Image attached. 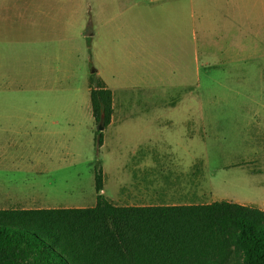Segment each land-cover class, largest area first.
Masks as SVG:
<instances>
[{"label":"rangeland","instance_id":"374dc122","mask_svg":"<svg viewBox=\"0 0 264 264\" xmlns=\"http://www.w3.org/2000/svg\"><path fill=\"white\" fill-rule=\"evenodd\" d=\"M93 71L158 84L114 91L122 121L99 149ZM188 78V90L160 86ZM2 118L28 140L0 139V209L92 207L95 167L115 206L264 209V0H0ZM151 145L189 164L188 194L136 192L132 152Z\"/></svg>","mask_w":264,"mask_h":264},{"label":"trees","instance_id":"16d2710c","mask_svg":"<svg viewBox=\"0 0 264 264\" xmlns=\"http://www.w3.org/2000/svg\"><path fill=\"white\" fill-rule=\"evenodd\" d=\"M88 88L94 123L105 128L112 92L94 71ZM94 171L92 207L0 209V264H264V209L225 200L115 206Z\"/></svg>","mask_w":264,"mask_h":264},{"label":"crops","instance_id":"0c3cea01","mask_svg":"<svg viewBox=\"0 0 264 264\" xmlns=\"http://www.w3.org/2000/svg\"><path fill=\"white\" fill-rule=\"evenodd\" d=\"M119 46L120 43H117ZM131 45V44H130ZM132 46V45H131ZM129 53H134L133 47L130 48ZM101 76H100V75ZM97 75L100 76L102 81L106 84V86L111 90L112 96H113V114L111 117V122L109 126H114L116 123L121 122V119H117L115 114V111L117 107L119 106L117 98L118 96L115 97V92L118 90H132V89H142L144 88L143 86H151L155 85L158 86V84L151 83L150 78H134L132 77L131 79L127 80L125 83H116L117 75H108L106 76L103 72L97 71ZM161 87L169 86L172 88H184L188 90L190 87V80L188 78L187 82H184V80H175L171 84H166V83H161ZM88 88V86H87ZM88 93H89V88H88ZM89 101H90V96H89ZM91 109V106H90ZM92 114V112H91ZM93 118V116H92ZM8 119H0V139L5 137V139L10 140H17V141H22V140H28L27 138H22V132L20 131V127L18 129L13 128L12 126H6L3 127L4 123H7ZM94 121V119H93ZM172 121V120H171ZM157 122V119H155V123ZM190 120H186V124L189 123ZM169 123V122H166ZM10 125H12L10 123ZM154 138H149L148 140H151ZM9 149L10 145L6 144L5 147L1 148V157L0 161L3 163H6V161L9 155ZM133 156H135L134 159V166L132 167L134 171H136L138 174L139 181L136 184V192L140 195L143 196L144 198L146 197H157L159 190L164 191V193L174 196L175 197H180L185 194H188L189 191V185L188 183L183 182V177L184 173L185 176L186 174L189 173V164L184 166L182 164V159L180 161L175 159V156H178V154H174L171 151H159L157 147H152L151 146H145L141 147L138 146L135 148L132 152ZM22 155V154H21ZM131 155V154H130ZM7 159V160H6ZM22 159V157H20ZM125 167V166H124ZM126 168V167H125ZM161 172H165L168 175H175V182L171 185H160L158 184V175ZM177 175H178V182H177ZM187 178V176H186ZM168 197V196H167ZM151 202V201H149ZM170 203H174V205H182L184 204L183 199L177 198L175 201L171 200ZM153 204H148V205H142V206H149Z\"/></svg>","mask_w":264,"mask_h":264},{"label":"water","instance_id":"95a60500","mask_svg":"<svg viewBox=\"0 0 264 264\" xmlns=\"http://www.w3.org/2000/svg\"><path fill=\"white\" fill-rule=\"evenodd\" d=\"M103 129H104L103 124L100 123V124L97 126V130L102 131Z\"/></svg>","mask_w":264,"mask_h":264}]
</instances>
